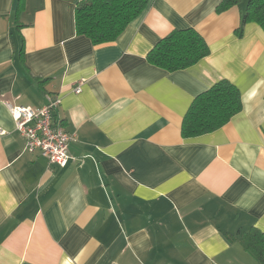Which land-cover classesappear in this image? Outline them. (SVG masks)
Wrapping results in <instances>:
<instances>
[{
	"label": "crops",
	"instance_id": "0c3cea01",
	"mask_svg": "<svg viewBox=\"0 0 264 264\" xmlns=\"http://www.w3.org/2000/svg\"><path fill=\"white\" fill-rule=\"evenodd\" d=\"M81 1L0 0V264H260L241 243L264 233V30L242 24L247 0L223 13V0H149L100 45L77 32ZM186 29L209 56L150 64ZM222 80L242 111L184 138L194 99ZM48 95L62 101L53 124L76 135L65 168L26 150L6 106Z\"/></svg>",
	"mask_w": 264,
	"mask_h": 264
},
{
	"label": "trees",
	"instance_id": "16d2710c",
	"mask_svg": "<svg viewBox=\"0 0 264 264\" xmlns=\"http://www.w3.org/2000/svg\"><path fill=\"white\" fill-rule=\"evenodd\" d=\"M244 0H223L218 13L239 6ZM149 0H83L76 8L79 35L95 45L113 42L146 10ZM256 23L264 30V0H247L242 24ZM210 55L204 38L194 29L174 30L148 54L150 64L169 72L187 69ZM243 109L240 90L222 80L198 95L184 117L181 133L186 139L213 133ZM243 247L264 264V233L252 229L241 238Z\"/></svg>",
	"mask_w": 264,
	"mask_h": 264
},
{
	"label": "built area",
	"instance_id": "2783aa9c",
	"mask_svg": "<svg viewBox=\"0 0 264 264\" xmlns=\"http://www.w3.org/2000/svg\"><path fill=\"white\" fill-rule=\"evenodd\" d=\"M81 91V85L76 87L77 94ZM47 98V103L40 108L11 103H6V106L13 117L16 129L25 138L26 150L30 153L39 151L49 160L50 166L65 168L72 159L70 148L76 141V135L53 124V115L62 101L59 97L51 95ZM4 134L5 131L0 128V135Z\"/></svg>",
	"mask_w": 264,
	"mask_h": 264
}]
</instances>
